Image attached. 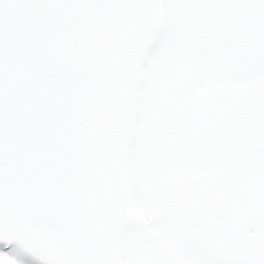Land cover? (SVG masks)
Masks as SVG:
<instances>
[{
    "label": "water",
    "instance_id": "1",
    "mask_svg": "<svg viewBox=\"0 0 264 264\" xmlns=\"http://www.w3.org/2000/svg\"><path fill=\"white\" fill-rule=\"evenodd\" d=\"M161 26L158 0H0V244L42 264H122Z\"/></svg>",
    "mask_w": 264,
    "mask_h": 264
},
{
    "label": "rangeland",
    "instance_id": "2",
    "mask_svg": "<svg viewBox=\"0 0 264 264\" xmlns=\"http://www.w3.org/2000/svg\"><path fill=\"white\" fill-rule=\"evenodd\" d=\"M217 1L208 10L202 0H175L178 8L201 7L199 20L182 21L197 39L175 32L179 24L171 20L148 54L132 156V209L142 220L159 210L158 202L165 210H237L240 222L246 213L253 226L239 222V247L253 259L247 264H264V0ZM222 10L239 25L234 47L222 41L223 32L234 33L228 19L219 18ZM174 43L189 46L184 59H173ZM180 94L179 106L174 95ZM184 131L186 139L175 141ZM125 239L128 264L162 263L136 249L144 244L138 230ZM0 264L19 263L0 252Z\"/></svg>",
    "mask_w": 264,
    "mask_h": 264
},
{
    "label": "flooded vegetation",
    "instance_id": "3",
    "mask_svg": "<svg viewBox=\"0 0 264 264\" xmlns=\"http://www.w3.org/2000/svg\"><path fill=\"white\" fill-rule=\"evenodd\" d=\"M202 1L208 9L216 3V0ZM175 7L170 3V11ZM163 9L165 11L164 5ZM190 11L197 17L200 8L190 7ZM159 139L163 145H169L165 136L159 135ZM184 139L185 131L176 135L175 141ZM236 215L235 210H160L150 229L155 237L148 241L152 244L154 258L166 264H234L239 259L253 260L244 256L239 247V230L243 225ZM252 226L253 223H249V227ZM128 258L129 250L126 251V264Z\"/></svg>",
    "mask_w": 264,
    "mask_h": 264
}]
</instances>
